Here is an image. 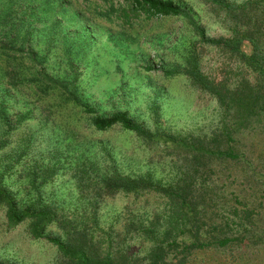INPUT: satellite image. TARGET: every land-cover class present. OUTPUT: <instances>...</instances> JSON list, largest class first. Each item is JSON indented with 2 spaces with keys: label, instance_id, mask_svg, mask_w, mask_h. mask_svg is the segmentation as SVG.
Masks as SVG:
<instances>
[{
  "label": "rangeland",
  "instance_id": "374dc122",
  "mask_svg": "<svg viewBox=\"0 0 264 264\" xmlns=\"http://www.w3.org/2000/svg\"><path fill=\"white\" fill-rule=\"evenodd\" d=\"M174 1L194 15L209 37L229 34L226 22L203 0ZM4 2L0 0L1 7ZM67 6L56 29L44 14L42 20L33 19L31 27L38 29L30 39L22 41L20 34L10 43L13 49L20 48V54L36 51L35 57L7 60L0 55V143H4L0 185L20 207H51L75 222H91L95 216V234L111 231L116 235L126 221L161 214L165 198L154 192L121 191L101 199L97 181L115 169L167 184L179 174L182 159L177 161L178 155L162 143H147L119 126L96 130L84 105L99 115L127 109L151 132L181 138H209L230 119V111L185 75L162 74V64L183 65L181 54L191 33L179 21L170 19L168 32L156 29L145 34L142 30L123 36L98 18ZM45 25L49 41L47 30H39ZM198 50V69L208 78L217 81L238 74L242 64L237 59L210 46ZM146 63L154 68L146 70ZM10 70L14 75H9ZM38 76H48L53 86L48 95L39 91L43 85L36 83ZM66 92L78 100L70 94L67 99ZM6 113L8 119L3 121ZM255 127L237 134L244 153L238 160L208 163L212 171L206 184L220 213L229 218L226 233L231 242L196 249L185 264H264V116ZM46 234L62 235L56 226ZM148 245L146 240L131 239L130 234L113 241L114 249L139 256ZM58 258L53 245L32 237L30 222L8 228L0 205V264H58Z\"/></svg>",
  "mask_w": 264,
  "mask_h": 264
},
{
  "label": "trees",
  "instance_id": "16d2710c",
  "mask_svg": "<svg viewBox=\"0 0 264 264\" xmlns=\"http://www.w3.org/2000/svg\"><path fill=\"white\" fill-rule=\"evenodd\" d=\"M203 1L226 22L230 30L227 36L209 37L194 15L174 0H5L2 7L0 4V55L7 60L21 55L35 57L36 51L20 54V48L13 49L10 43L17 41L20 34L22 41L30 39L31 32L37 28L35 25L31 27L33 19L42 20L44 14L48 15L47 21L56 29L62 23L61 13L68 7L67 4L75 8L73 11H84L88 16L116 28L123 36H132L142 30L145 34L156 29L167 31L170 19L179 21L181 27L191 33L192 40H186L188 45L181 54L183 65L162 64V74L166 77L185 75L230 111V119L224 121L209 138H181L151 132L127 109L99 115L84 105L83 111L90 116L96 130L119 126L147 143H162L178 155L177 161H182L179 174L167 184L153 181L148 176L131 177L115 169L97 181V195L101 199L121 191L136 195L154 192L165 198L161 214L126 221L122 232L116 235L111 231L102 236L95 234L92 230L96 226L95 216L91 222H75L51 207H20L13 194L0 185V205L5 209L8 228L30 222L32 237L44 239L57 249L58 264H174V261L185 264L196 249L225 247L231 242L232 237L226 233L229 218L220 213L217 199L206 184L212 171L208 163L238 160L244 153L237 134L242 129H256L255 124L264 116V0H244L240 3ZM39 30H47L45 35L49 41L48 26ZM204 46L216 48L222 54L237 59L242 64L238 65V74L215 81L201 73L197 65L201 54L198 47L201 49ZM41 55L47 56L46 53ZM245 66L246 71L241 68ZM144 68L149 71L154 67L146 63ZM9 73L14 75L13 70ZM36 78V83L43 85L38 87L39 91L48 95L53 87L48 82V76ZM0 89L3 90V87ZM69 94L70 98L78 100L76 95ZM69 94L66 92L67 99ZM1 118L6 121L8 114ZM3 146L4 143H0V149ZM218 215L221 217L218 218ZM53 226L62 235L46 234V230ZM129 234L131 239L140 238L149 242L144 255H131L123 249L113 248L115 237H129Z\"/></svg>",
  "mask_w": 264,
  "mask_h": 264
}]
</instances>
